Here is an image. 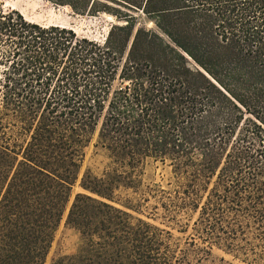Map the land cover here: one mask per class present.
Listing matches in <instances>:
<instances>
[{
	"label": "trees",
	"instance_id": "obj_1",
	"mask_svg": "<svg viewBox=\"0 0 264 264\" xmlns=\"http://www.w3.org/2000/svg\"><path fill=\"white\" fill-rule=\"evenodd\" d=\"M109 1L128 12L104 44L0 11V264H47L63 220L81 245L52 264L182 263L169 232L108 202L141 186L148 158L174 167L175 189L159 190L170 216L194 209L202 241L254 253L247 236L264 237V0ZM132 11L173 44L153 30L133 37ZM96 134L111 163L74 194Z\"/></svg>",
	"mask_w": 264,
	"mask_h": 264
},
{
	"label": "rangeland",
	"instance_id": "obj_2",
	"mask_svg": "<svg viewBox=\"0 0 264 264\" xmlns=\"http://www.w3.org/2000/svg\"><path fill=\"white\" fill-rule=\"evenodd\" d=\"M76 1L81 3L85 9L75 11L70 4L63 5L50 0H0V11L18 10L33 23L46 27L59 26L71 29L79 38H88L100 44L105 43L114 24L126 25L125 21H119L117 15H119L118 11L123 14L128 12L127 9L119 7L112 1ZM93 2L96 5L92 7ZM129 13L135 17L137 24L133 37L138 29L153 30L171 42L169 37L157 27L155 21L149 19L144 13L140 11ZM181 37L186 41L195 39V35H181ZM216 45L218 46V42H215ZM219 54L228 56L229 52L227 49L221 48ZM185 55L191 67L199 68L205 72L192 58L187 54ZM243 110L246 119L250 118L262 124L253 114L249 113V110ZM11 128L19 143H23L27 139L28 136L19 129L13 126ZM110 163L111 159L108 152L97 145L96 134L85 150L79 179L73 189L74 194L84 192L81 187V180L86 172L90 171L97 176H102ZM140 174L142 182L139 188L121 187L116 191L113 201L108 202L128 212L134 219L142 218L165 232H169L171 234L169 242H171L176 256L185 258L180 264H264V237L256 238L253 234L248 235L246 239L254 245L255 252L242 254L230 251L222 245L202 241L194 229L199 216L198 211L191 209L174 212L171 216L167 213L162 206L163 200H160L159 190L172 193L176 187L177 177L170 161L148 158L142 165ZM192 242H195L196 246ZM80 245V233L63 220L56 232L47 264H52L60 257L75 254Z\"/></svg>",
	"mask_w": 264,
	"mask_h": 264
}]
</instances>
